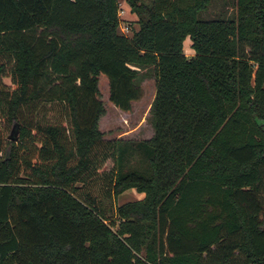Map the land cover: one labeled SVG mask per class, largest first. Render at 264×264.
Instances as JSON below:
<instances>
[{"label":"trees","instance_id":"obj_1","mask_svg":"<svg viewBox=\"0 0 264 264\" xmlns=\"http://www.w3.org/2000/svg\"><path fill=\"white\" fill-rule=\"evenodd\" d=\"M208 1L125 35L117 0H0V264H264V0ZM99 74L122 111L153 80L148 138L102 136Z\"/></svg>","mask_w":264,"mask_h":264},{"label":"rangeland","instance_id":"obj_2","mask_svg":"<svg viewBox=\"0 0 264 264\" xmlns=\"http://www.w3.org/2000/svg\"><path fill=\"white\" fill-rule=\"evenodd\" d=\"M147 2L148 0H134ZM119 28L125 35H130L129 28L135 29L136 14L129 10L128 0H117ZM217 15L223 17H231L235 15V0H209L206 8L199 12L200 18L215 17ZM45 33L54 34L57 39H61L70 45L74 44L77 39L83 38V34L67 33L52 25L46 29H42ZM190 40L185 37L182 42V51L189 57L193 51L189 47ZM7 82V79H3ZM98 98L102 103L103 113L97 121V128L104 138H121V139H145L148 138L152 129L149 123V105L153 96L154 86L151 78H144L140 82L141 96L130 102V108L122 111L116 108L108 100V88L106 78L99 74L97 77ZM130 162L137 161L136 155H132ZM143 193L138 192L135 188H127L121 191L115 197V203L122 204L129 201L140 199Z\"/></svg>","mask_w":264,"mask_h":264}]
</instances>
